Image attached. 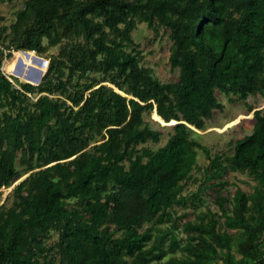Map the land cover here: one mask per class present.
Returning a JSON list of instances; mask_svg holds the SVG:
<instances>
[{
  "label": "trees",
  "instance_id": "trees-1",
  "mask_svg": "<svg viewBox=\"0 0 264 264\" xmlns=\"http://www.w3.org/2000/svg\"><path fill=\"white\" fill-rule=\"evenodd\" d=\"M138 20L158 21L169 30L178 82H160L126 50ZM11 33L15 51L8 72L25 83L16 88L0 61V145H6L0 149V189L19 177L20 151L24 162L30 154L43 165L56 163L18 186V191L27 186L20 210L0 207V264H57L39 257L41 238L52 231L62 233V264H264V110L255 112L253 132L230 157L211 155L189 127L203 128L224 109L216 90L241 99L254 92L264 96V0H29ZM60 35L83 36L85 42L65 53L69 66L65 60L51 61L49 69L30 65L26 56L43 53L45 38L60 43ZM20 59L26 68L18 75ZM31 66L47 72L38 87L28 78ZM65 68L117 73L123 84L70 94L63 81L53 85L51 78ZM55 87L69 93L67 101L43 96L37 110L27 112L29 94L36 88L52 93ZM151 113L163 125L177 124L163 148L144 152V163L143 156L134 159L133 145L151 137L159 141L161 133L145 121ZM199 150L210 160L201 188L226 170L249 172L257 186L251 194L238 190L231 201L219 197L225 231L211 211L186 221L182 245L172 230L177 224L166 230L145 226L171 222L173 208L195 198L184 190L189 179L199 181L192 175L195 168L202 171ZM74 200L80 207L72 205ZM111 224L123 235L115 237ZM177 250L183 258L164 260Z\"/></svg>",
  "mask_w": 264,
  "mask_h": 264
},
{
  "label": "rangeland",
  "instance_id": "rangeland-1",
  "mask_svg": "<svg viewBox=\"0 0 264 264\" xmlns=\"http://www.w3.org/2000/svg\"><path fill=\"white\" fill-rule=\"evenodd\" d=\"M28 1L29 0H0V61L2 62V70L18 89H22V85L25 82L10 75L8 72L11 62L14 60L12 58L14 57L15 51L10 42L12 39L11 27L17 22L19 12L25 9ZM120 27L122 30L125 29L123 25ZM60 36H62L63 39L60 43L52 44L49 39L45 38L42 42L45 49L43 53H32L26 56L30 65L37 64L43 66L45 63L42 64L40 61L41 59L47 61L48 69L50 62L55 60H65L69 66L68 56L65 55V53L70 52L72 48L74 49L77 45L84 44L85 42L83 36L66 38L64 35ZM172 46L173 42L170 39V32L164 25L160 24L158 21L150 25L148 22L138 20L136 28L131 33V42H127L126 50L138 55L141 61V67L148 70L154 78L162 83H175L179 81L180 69L172 65ZM9 55H11V58H9ZM29 68L31 70L34 69L33 66ZM51 78L53 85H56L59 79L63 81L67 85V90L70 94L80 88H87L88 86H92L93 88L86 93L87 95L100 86H107L115 89L114 82L123 84V78L117 73L105 74L99 70L72 73L68 68H65L62 76H60V72L55 71L51 74ZM34 86L38 87L39 85ZM123 90L120 91V93L129 98V96L125 94V89ZM68 95L69 93H63L58 87H55L52 93H41L38 88H36L32 94L28 95L29 99L24 106L27 107L28 113H34L37 110L34 105L40 97L48 96L54 100L61 99L62 101H67ZM216 96L224 109L222 111L216 110L212 119H206L203 128L190 125L189 127L192 130L193 138L208 147L211 151V155L220 154L223 157H230L234 154L239 141L253 132L255 112L264 110V96L260 92H254L250 94L247 99H241L239 96L235 95L226 96L218 90H216ZM18 111L19 107L15 108L13 113L17 114ZM145 121L149 124L151 129L159 131L161 136L159 141L151 137L144 143L133 145V148L137 151L134 159L143 156L146 150L156 152L163 148L174 134L173 126L177 124L176 122L174 124L167 123L163 125L162 121L152 113L145 115ZM101 139V137H97L96 141L100 142ZM95 143L91 144L87 150ZM2 147L6 148V145H0V149ZM73 159L74 157L60 160V162H70ZM147 161L148 157L143 156V162L145 163ZM42 163L44 162L37 160L36 156L30 154H27V162H24L23 153L21 151L19 152L17 161V169L20 173L19 177H17L10 187H3L0 189V207H3L5 210H20L18 206L21 203V195L27 194V186H24L20 191H18V186L31 174L46 169L56 162L50 165H43ZM198 164L202 168V171L195 168L192 171V175L197 177L199 181L196 182L194 179H189L185 182L186 187L184 190V195L189 197L194 196L195 198H191L187 205L174 207L172 211L175 215L171 222H154L152 224H147L145 228L153 227L154 229L166 230L171 227L172 224H177V228L172 226V230L177 236L178 241L184 245L187 242V236L183 232V224L188 220L195 221L198 214L201 212L211 211L219 216L217 218L219 222L218 228L222 231L226 230V227H224L225 219L220 217L219 197L231 201L238 190L251 194L255 191L257 181L249 172H232L226 170L220 175L219 179L212 180L208 183L209 187L203 189L201 188L204 181L203 171L209 166L210 160L202 150H199ZM125 165L129 167L130 162H125ZM72 205L80 207V205L76 203V200L72 202ZM225 207L231 214L230 204L226 203ZM109 228L112 232L114 231L115 237L123 235V231L118 229L115 224H111ZM227 231L231 233L237 232L236 230ZM61 235V232L52 231L47 237L41 238L44 247V251L39 254L41 261L45 259H55L57 264H62L65 255L61 248V244H63ZM169 238L164 241L163 248L165 249L169 247ZM153 240H151L149 245ZM236 255L237 257L240 256L237 252ZM175 257L183 258L184 253L179 250L174 253H168L164 260ZM152 264H160V262L153 261Z\"/></svg>",
  "mask_w": 264,
  "mask_h": 264
},
{
  "label": "water",
  "instance_id": "water-1",
  "mask_svg": "<svg viewBox=\"0 0 264 264\" xmlns=\"http://www.w3.org/2000/svg\"><path fill=\"white\" fill-rule=\"evenodd\" d=\"M29 52V51H28ZM40 61H41V63L42 64H44L45 63V65H47L48 63H47V61H45V60H41L40 59ZM19 65H18V69L16 70V73L19 75H21V74H23L24 73V71H25V68H26V65L24 64V61L22 60V59H20V61H19V63H18ZM32 71L34 72V73H32V74H30L29 76H28V78H30L36 85H40L41 83H42V81H43V79H44V76H45V73L46 72H44V71H42V70H37V69H32ZM30 84H32V83H30ZM32 85H34V84H32ZM166 123V122H165ZM174 123H176V121H172V122H170V124H174ZM167 124V123H166ZM169 124V123H168Z\"/></svg>",
  "mask_w": 264,
  "mask_h": 264
},
{
  "label": "built area",
  "instance_id": "built-area-1",
  "mask_svg": "<svg viewBox=\"0 0 264 264\" xmlns=\"http://www.w3.org/2000/svg\"><path fill=\"white\" fill-rule=\"evenodd\" d=\"M9 78V77H8ZM10 79V78H9ZM11 80V79H10Z\"/></svg>",
  "mask_w": 264,
  "mask_h": 264
}]
</instances>
